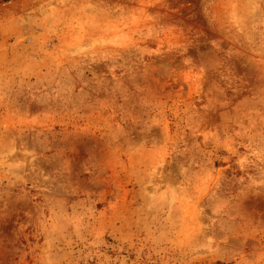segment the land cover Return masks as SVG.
Masks as SVG:
<instances>
[{"label": "rangeland", "instance_id": "obj_1", "mask_svg": "<svg viewBox=\"0 0 264 264\" xmlns=\"http://www.w3.org/2000/svg\"><path fill=\"white\" fill-rule=\"evenodd\" d=\"M0 264H264V0H0Z\"/></svg>", "mask_w": 264, "mask_h": 264}]
</instances>
